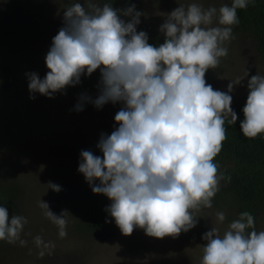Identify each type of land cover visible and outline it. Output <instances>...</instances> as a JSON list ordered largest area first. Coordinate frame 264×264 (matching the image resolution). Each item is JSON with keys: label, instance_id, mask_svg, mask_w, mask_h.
Here are the masks:
<instances>
[{"label": "clouds", "instance_id": "clouds-1", "mask_svg": "<svg viewBox=\"0 0 264 264\" xmlns=\"http://www.w3.org/2000/svg\"><path fill=\"white\" fill-rule=\"evenodd\" d=\"M249 2L233 0L218 10L180 5L160 25L165 39L158 47L148 43L147 33L137 31L141 12L134 4L126 9L91 5L86 11L77 2L64 11V26L52 39L45 77L26 74L30 93L53 98L79 84L82 74L100 69V94L91 102L98 109L123 102L114 118L118 127L101 134L97 144L102 158L84 150L78 167L93 193L111 201L106 211L122 234L140 228L150 237L175 238L196 226L193 210L212 206L223 178L213 161L226 139L225 118L235 124L238 116L231 107L235 84L229 83L227 92L214 90L205 74L227 56L222 45L230 39V26L239 23L237 9H246ZM214 17L223 27H210ZM247 88L240 130L255 138L264 134V76H251ZM41 207L63 228V214L52 213L43 201ZM217 215L225 219L224 213ZM26 222L0 206V240L19 239ZM254 227L253 216L243 212L223 236L215 228L206 232L200 264H264V231ZM249 228L253 230L247 232Z\"/></svg>", "mask_w": 264, "mask_h": 264}, {"label": "rangeland", "instance_id": "rangeland-1", "mask_svg": "<svg viewBox=\"0 0 264 264\" xmlns=\"http://www.w3.org/2000/svg\"><path fill=\"white\" fill-rule=\"evenodd\" d=\"M77 2L82 4L80 0L69 4L62 0H0V66L11 71L0 81V175L21 186L20 202L14 203L9 215L27 221L19 239L11 243L0 240V264H200L207 243L203 235L215 228L223 236L238 218L235 203L221 194L220 184L211 207L193 210L196 226L175 238L150 237L140 228L124 235L109 213L92 230L78 226L92 208L106 210L111 204L106 195L93 193L78 171L80 153L88 150L102 158L97 147L101 134L110 135L118 127L114 118L124 104L108 102L98 109L91 102L100 94V69L91 76L82 74L79 84L67 86L53 98L30 93L26 75L35 72L41 79L45 77L52 39L64 26V11ZM192 3L204 9L230 6V0H136V11L141 12L138 31L147 33L148 39L164 37L159 28L168 13ZM82 6L89 11L87 5ZM216 26L223 27L214 17L210 27ZM230 27V39L222 45L228 54L206 72L205 80L214 90L224 92L229 83L235 84L230 93L234 109L246 104L250 77L264 76V62L255 41ZM82 95L91 100L82 101ZM77 104L83 105L82 111L76 110ZM49 182L61 190H52ZM42 201L52 213L63 214V228L46 214ZM221 212L223 221L217 215ZM255 218V231H264V206ZM61 231L66 235L61 236Z\"/></svg>", "mask_w": 264, "mask_h": 264}, {"label": "trees", "instance_id": "trees-1", "mask_svg": "<svg viewBox=\"0 0 264 264\" xmlns=\"http://www.w3.org/2000/svg\"><path fill=\"white\" fill-rule=\"evenodd\" d=\"M70 3L71 0H62ZM87 5L91 11V5L102 7L105 3L111 4L114 8L126 9L135 5L136 0H80ZM233 0H230V6ZM238 24L233 25L234 30L249 35L256 43L257 52L264 62V0H250L246 9H237ZM127 22L130 17H121ZM138 31V26H136ZM139 32V31H138ZM165 37L155 36L148 39V43L159 46L164 42ZM10 68L0 66V81L7 78ZM235 107L238 119L235 124L228 123L230 117L225 118L226 139L222 143L219 154L214 158L218 165V176L220 179V192L231 197L235 203L236 215L249 212L254 218L260 214L264 206V134L255 138H246L240 130V123L244 119L243 107ZM21 186L14 184L0 175V206L8 209L13 208L14 203L19 201ZM107 211L101 207L92 208L84 219L81 217L78 222L82 229L92 230L94 225H100L107 217ZM237 218V219H238ZM252 228L246 229L247 232ZM255 230V227H254Z\"/></svg>", "mask_w": 264, "mask_h": 264}]
</instances>
